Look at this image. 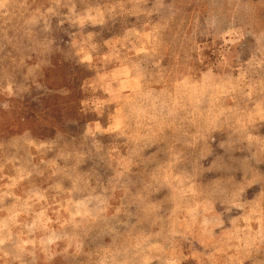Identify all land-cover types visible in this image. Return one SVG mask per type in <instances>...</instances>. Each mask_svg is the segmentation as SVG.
I'll return each instance as SVG.
<instances>
[{
  "label": "rangeland",
  "instance_id": "rangeland-1",
  "mask_svg": "<svg viewBox=\"0 0 264 264\" xmlns=\"http://www.w3.org/2000/svg\"><path fill=\"white\" fill-rule=\"evenodd\" d=\"M0 264H264V0H0Z\"/></svg>",
  "mask_w": 264,
  "mask_h": 264
}]
</instances>
